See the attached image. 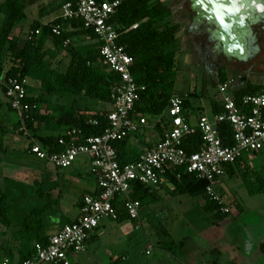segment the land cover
<instances>
[{
    "label": "trees",
    "instance_id": "obj_1",
    "mask_svg": "<svg viewBox=\"0 0 264 264\" xmlns=\"http://www.w3.org/2000/svg\"><path fill=\"white\" fill-rule=\"evenodd\" d=\"M65 1L58 0L60 10ZM0 12L3 14L0 24V57L5 53V57L10 61V65L5 69L0 65V76L5 80L12 77L22 83L26 78H32L40 84L37 96L28 94L24 101L29 105L28 117H24L23 114L25 129L33 134L36 140L51 145L55 151L64 148L58 143V139L63 137L69 141L68 132L73 128L80 130L81 137L101 134L108 127L109 110L105 109L104 105L110 104L111 91L119 84L120 77L104 63L98 42L77 44L80 41L78 35H88L93 39L96 38L94 32L85 28L80 18L64 19L59 16L46 24L35 21L25 43L19 47L18 36L13 34V30L18 23L26 19L25 0H6L1 4ZM110 22L117 27V42L124 46L133 58L131 72L139 87L138 100L134 106L135 113L145 115L151 123L155 117L165 113L168 100L172 95L177 94L174 91V83L177 75V54L181 47V39L177 36L179 25L172 22L171 10L161 0H122L111 16ZM57 25L61 30L59 35L53 32V28ZM37 30H40V33L37 34ZM67 40L68 43L64 44ZM48 41H51V45L47 47ZM61 52L69 56V62L63 71L53 66V62ZM226 80L224 73H221L219 82ZM2 88L4 89L3 85ZM257 92H259L258 86L248 85L234 90L233 95L240 102L243 95ZM58 95L83 96L95 100L97 106L96 108L77 107L74 101L56 100ZM178 95L184 97L185 115L191 117L190 97L194 94ZM10 109L12 110L11 107ZM221 111L222 105L214 104L211 113ZM92 119L96 120L95 124L89 122ZM20 125L22 121L19 118L12 128L17 129ZM167 125L168 119L164 115L162 120L154 125L158 140L154 139V134L148 127H144L131 137L115 141L114 147L117 150L118 160L125 164L138 159L143 151L153 147L163 137V131ZM49 126H57L59 130L57 135L37 133L41 128ZM7 128L0 121V139L8 131ZM219 129L223 143L225 145L232 143V131L228 123L222 122ZM203 144L201 131L197 127H194L182 141L183 148L189 153L200 150ZM2 146L0 141V149ZM224 168L227 178H234L235 170L241 169L243 179L264 185V176L257 173L253 181L252 170L241 157L232 164H226ZM164 179L173 185L169 191L170 195L201 196L204 199V210L214 219L222 218L230 213V211L223 212L222 205L209 198L206 192L208 184L206 180L185 171L184 168H169ZM39 184L40 182L36 180L35 185L39 186ZM5 192L7 190H0V218L6 219L7 222L12 218L21 220L24 229L22 231L25 233L21 236V250H24L30 243L33 229L34 233H37L38 230L53 225L51 220H55L56 211L60 208V200L53 199L50 192L38 193L37 199L34 197L28 199L24 196L25 208H20L19 203L8 206ZM28 192L30 193L27 191L26 194ZM256 192L249 188L250 194ZM258 192H264V188ZM96 194L97 192L93 195ZM127 197L140 202V206L145 200L154 203L162 199L158 190L138 182L132 184ZM82 198L83 196L79 197L77 201L80 207ZM126 200L127 198L122 195H117L113 199V205L117 210V220L130 218L125 208ZM231 200V205L240 214L242 206L235 198ZM19 211L21 212L16 215ZM72 221L66 220L60 228ZM47 239L40 238L38 242L46 244ZM182 243L183 241H180L178 245L181 246ZM31 255L24 256L22 261Z\"/></svg>",
    "mask_w": 264,
    "mask_h": 264
},
{
    "label": "built area",
    "instance_id": "obj_2",
    "mask_svg": "<svg viewBox=\"0 0 264 264\" xmlns=\"http://www.w3.org/2000/svg\"><path fill=\"white\" fill-rule=\"evenodd\" d=\"M121 1L66 0L61 6L62 18H80L84 27L94 32L104 63L119 75L120 82L111 91L108 127L101 134L81 137L80 130L73 128L68 132L69 141L63 137L58 139L64 146L60 151L31 139L29 151L57 169H68L78 158H85L96 178L98 192L84 195L79 215L50 235L46 244L36 242L32 255L19 264H74L71 255L84 250L88 234L98 226L99 220L117 218L113 205L115 196L127 198L125 208L129 217L138 219L140 202L127 197L132 184L138 182L160 190L167 182L164 176L171 167L184 168L206 180L209 198L219 202L223 212H229L230 202L227 203L225 194L218 191L224 166L234 163L247 151L264 150V90L245 94L238 102L233 95L235 89L232 90L236 83L230 77L217 85V92L222 96L221 112L200 114L193 124L185 115L184 97L174 94L168 100L169 118L163 137L143 151L138 159L125 164L118 160L114 142L149 126L147 117L134 110L139 87L131 72L133 58L117 42V27L110 22ZM53 32L59 35L60 26H55ZM67 43L68 40L64 44ZM1 78L4 96L22 121L21 131L27 133L23 122V114L28 117L29 111V105L24 102L28 96L27 88L15 78ZM163 115L155 117L153 125L160 122ZM89 122L95 124L96 120ZM222 122H227L232 131V143L228 145L219 134ZM194 127L201 131L204 144L200 150L189 153L183 148L182 141ZM0 264L12 263L8 258L0 257Z\"/></svg>",
    "mask_w": 264,
    "mask_h": 264
},
{
    "label": "rangeland",
    "instance_id": "obj_3",
    "mask_svg": "<svg viewBox=\"0 0 264 264\" xmlns=\"http://www.w3.org/2000/svg\"><path fill=\"white\" fill-rule=\"evenodd\" d=\"M2 1L0 0V6ZM2 18L3 14L0 12V24ZM172 22L179 25L177 36L181 39V47L176 61L177 75L174 91L181 95L194 94L190 97L191 108L189 110L192 114L190 120L194 124L200 116V112H210L212 99L222 96L217 92L218 82H208L205 74L199 73L195 65L187 62L186 56L190 53L191 48L183 35L182 28L185 23L174 19ZM60 63L61 65L53 64V66L64 70L68 63V57L63 55ZM0 65L4 69L10 65L9 58L5 57V53L0 57ZM1 79L0 76V81ZM247 80L250 83L259 80L264 81V78L253 73L249 75ZM32 84L36 88L39 86L37 82L32 81ZM260 90H262L261 87H259ZM62 96L65 100L69 99V95ZM72 98L76 99L74 104L77 107L96 108V101L93 99L83 96H73ZM0 101L3 103L0 108V121L5 128L8 127V131L0 139L4 147V151L0 155V190H7L5 195L8 206L19 203L20 208H25L23 200L30 199L31 193L37 197V193L40 191H48L53 187V189L57 187V189L64 191L71 186L70 188H73L69 189L71 196H78L81 191L79 184L82 183V180L87 181L85 176L88 174V167L73 164L68 169H57L39 159L29 150L24 149L23 145L28 144V139L25 135L19 134L16 128H12L13 124L19 120L18 114L10 109L1 83ZM164 116L166 119L169 118L168 110L165 111ZM152 124L153 122L149 123V130H155L152 128ZM45 132L56 134L59 130L57 126H49L48 131L40 129L37 133L43 135ZM16 136L21 145H15L14 137ZM260 153L261 162L256 167L260 168L261 171L256 170L254 172L264 176V150ZM247 154L249 152L243 153L245 157ZM14 165L23 167V170L15 169L12 167ZM235 172L240 175L234 178H223L224 184L220 185L218 191L222 194L224 191L230 193L231 197H234L237 203L242 206L243 214L238 215L235 208L230 205L231 213L222 218L214 219L210 213L204 210V199L201 196L170 195L169 192L163 190L159 193L162 197L160 201L152 203L145 200L141 203L139 218L136 221L129 218L122 220L101 218L98 226L89 232L85 249L72 254L71 257L78 264H151L154 261L153 264H163L167 262L164 260L157 261L158 256L170 254L176 258H172L173 261L171 262H174L172 264H205L216 258L220 260L218 264H234V262L242 264L244 259L242 258L243 247L241 244L246 240V236L250 235L246 226L248 223L256 225L259 221L258 217L264 219V192H258L264 188V185L243 179L241 169H236ZM34 178L41 181L39 186L33 185ZM253 181L255 180L253 179ZM250 187L257 192L250 194ZM10 188L12 189L10 190ZM27 191L30 193L26 194ZM231 197L226 198L227 203L230 202ZM68 202L71 205L70 201ZM160 207L164 213H167L166 217L162 218L157 215ZM70 209L67 221L73 214L78 213L75 206L71 205ZM243 230L245 232H242ZM0 235L2 236V233ZM254 237L257 238L253 235ZM172 241L174 242L171 243ZM180 241H183L181 246L178 245ZM195 241L203 243L202 253L205 252L204 255L198 252L196 245L193 244ZM236 241L239 243L240 250L233 248ZM210 246L216 248L212 253L213 248ZM147 251L149 252L147 253ZM258 264H264V257Z\"/></svg>",
    "mask_w": 264,
    "mask_h": 264
},
{
    "label": "flooded vegetation",
    "instance_id": "obj_4",
    "mask_svg": "<svg viewBox=\"0 0 264 264\" xmlns=\"http://www.w3.org/2000/svg\"><path fill=\"white\" fill-rule=\"evenodd\" d=\"M162 2L170 8L172 19L185 23L183 35L191 48L187 62L208 82H219L221 73L227 72L240 84L264 67V0ZM245 239L242 264H258L264 257V240L250 235ZM237 247L233 248L240 250L239 243Z\"/></svg>",
    "mask_w": 264,
    "mask_h": 264
},
{
    "label": "crops",
    "instance_id": "obj_5",
    "mask_svg": "<svg viewBox=\"0 0 264 264\" xmlns=\"http://www.w3.org/2000/svg\"><path fill=\"white\" fill-rule=\"evenodd\" d=\"M5 1L6 0H3L1 4H3ZM58 5H59L58 0H25L26 19L23 22L18 23L16 25V27L14 28V30H13V34L18 36V46L19 47H21L25 43V41L27 39V35L30 32V30H31V26H32V24L35 21H40V23L46 24V23L51 22V21H53L54 19H56V18H58L60 16L61 10H60V7H58ZM78 38H79L80 41H78L77 44H90V43H95L96 42L95 38L92 39L88 35H84V34L78 35ZM46 45H47V47L50 46L51 45V41H48L46 43ZM63 55L68 57V62H69V56H67L65 54V52H61V54L58 55V58L53 62V64L61 65L60 62H61V59L63 58ZM58 70H60V69H58ZM60 71H63V70H60ZM225 74H226V78L227 79L232 77V76H230L227 73H225ZM255 75H258V76H261L262 78H264V67L260 68L255 73ZM32 81L33 82H37L39 84L38 81H36V80H34L32 78H26L24 80V84L28 88L29 96H31V95L32 96H37L40 86H38L36 88L35 85L32 84ZM247 81H244V82H242L240 84H235V86L232 87V90H234V89L236 90V89L241 88V87H247L248 85L252 86V87L258 86V87H261L262 90H264V81L259 80V81H254V82H250V83L247 82ZM72 97L73 96H69V99L65 100L64 96H62V95L59 96L58 95L56 100L60 99L63 102H71V101L75 102L76 99L72 98ZM214 104L220 105L221 104V98L214 97L212 99V101H211V110H210V112H208V113L200 112V114H203V113L210 114L212 112V107L214 106ZM96 106H97V103H96ZM18 119H19V116H18ZM151 126H152V128L154 127L153 124ZM41 129L44 130V131H48L49 127H45V128H41ZM17 130H18L19 134H23V135H25L27 137L28 144L26 143L25 145H23V147H24V149L29 150L31 139L35 138V136L33 134H31L30 132H28V131H27V133H24L23 131L20 132L21 125L19 126V128H17ZM150 132H152L154 134L153 135L154 139L158 140V137H157V135L155 133V130H150ZM47 134H53V133H46L45 132V134H43V135H47ZM56 135H57V133H56ZM14 138H15L14 139L15 145H17V146L21 145V142L19 141L18 137L16 136ZM3 148L4 147L2 146L1 149H0V155H2V152L4 151ZM261 151L262 150H258V151H255V152L254 151H247V152H249V154H247L246 157L244 155L241 156L243 161L246 162L247 165L252 170L253 177H251V178L254 179V180H255V175H256V173L254 171H256V170H258L259 172L261 171L260 168L256 167V165L261 162V160L259 158V156L261 154L260 153ZM73 164L79 165V166H87L88 167V170H87L88 174L85 176L87 181L84 182L82 180V183L79 184V186L81 188V191L78 193V196H73V197L71 196V194H70L71 190H69V189H73V188H70L71 186L70 187L68 186L69 188L64 189V191H62L60 189H57V187H55L56 189H53L54 187L50 188V190H48V191H46V190L40 191V193L50 192L52 194V198L53 199L54 198H58L60 200V208H59V210L56 211L57 213H56V216H55V220H51V221H53V225H51L49 227H46V228H44L42 230H38L37 233H34V229H33V232H32V235H31L32 237H31L30 243H29L27 248L25 247L24 250H21V246H22L21 236L23 234H25L24 231H22L24 229H23L21 220L12 218L11 221L7 222L6 219L2 220V218H0V233H2V236L0 235V257L8 258L9 261L12 264H19L22 261V258L24 256H26V255L29 256L30 254L33 253L34 244L36 242H38L40 238H44V237L48 238L50 235L55 233L60 228V226L68 219V213H70L69 211L71 210L70 209L71 205L75 206L77 208L78 213L73 214L70 217L69 221L74 220L79 215V213H80V204L77 203L79 197L84 196L86 194L93 195L94 193L98 192L96 178L90 172L88 161L85 158H78ZM12 167H14L15 169L17 168V170L20 169V171L23 170V167H21V166L14 165ZM237 175H240V174L236 173L235 176H237ZM258 175H260V174H258ZM225 177L227 178L226 173H224L220 177V182H221L222 185L224 184V179L223 178H225ZM36 180H38V179L37 178L33 179L32 183H33L34 186H35V181ZM39 182H41V181H39ZM1 184L3 185L2 181H1ZM172 188H173V185L171 186L170 183L166 182L164 184V186L160 190H158V192L160 193L163 190H166L167 192H169ZM224 194H225L226 198L231 197V194L228 193L227 191H224ZM33 195L34 194L31 193V196L34 197L35 199L39 198V197H36L35 195L34 196ZM231 198L233 199L234 197H231ZM68 201H70L71 205H69ZM231 201L232 200L230 199V202ZM157 209H158V207H157ZM231 211H232V209H231ZM231 211H230V213H231ZM20 212L21 211H19L16 215H18ZM162 212H163V209H161V207H160L157 215H160L162 218L166 217L167 213H164V212L162 213ZM241 214H243V208H242V212L240 214H238V215H241ZM258 220L259 221L257 222L256 225H253L254 223H248L246 227L248 228V231L250 233V237H253V235H254V236L259 237L262 240H264V238H262V237H264V219L258 217ZM1 227H3L2 230H1ZM242 232H245V231L243 230ZM88 239L86 240V243L88 242ZM86 243H85V245H86ZM193 244L196 245V248L199 250L198 252L202 253V249H204L203 243L195 241ZM237 244H238V241H236L234 243L233 247L235 246V248H238ZM210 247L213 248L212 246H210ZM210 247H208V249H211ZM149 249H151V248L149 247ZM215 249L213 248L211 253L214 252ZM148 252L149 251H147V253ZM204 253H202V254L204 255ZM219 254H220V252H219ZM166 258H168V259H166ZM172 258L176 259L174 256H172L170 254L167 255V256L166 255L165 256L162 255V256H158V260L157 261L164 260L167 263H163V264H172V263H174V262H171V261H173ZM71 259H72V262L74 264H78V262L76 260H74V258L71 257ZM169 259H170V261H167ZM154 262H152L151 264H153ZM218 263H219L218 259L216 258V259H214L211 262H206L205 264H218ZM220 264H223V263H220Z\"/></svg>",
    "mask_w": 264,
    "mask_h": 264
},
{
    "label": "water",
    "instance_id": "obj_6",
    "mask_svg": "<svg viewBox=\"0 0 264 264\" xmlns=\"http://www.w3.org/2000/svg\"><path fill=\"white\" fill-rule=\"evenodd\" d=\"M0 107H2V103H0ZM101 107H103V106L101 105ZM104 108L110 110L111 109V104H109L107 106L104 105Z\"/></svg>",
    "mask_w": 264,
    "mask_h": 264
}]
</instances>
